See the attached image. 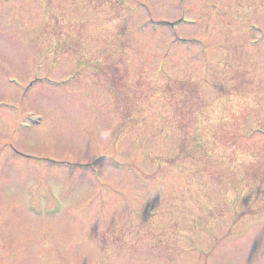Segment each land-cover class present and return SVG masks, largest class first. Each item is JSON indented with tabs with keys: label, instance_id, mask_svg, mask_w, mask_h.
Returning a JSON list of instances; mask_svg holds the SVG:
<instances>
[{
	"label": "rangeland",
	"instance_id": "rangeland-1",
	"mask_svg": "<svg viewBox=\"0 0 264 264\" xmlns=\"http://www.w3.org/2000/svg\"><path fill=\"white\" fill-rule=\"evenodd\" d=\"M263 30L264 0H0V264H264Z\"/></svg>",
	"mask_w": 264,
	"mask_h": 264
}]
</instances>
